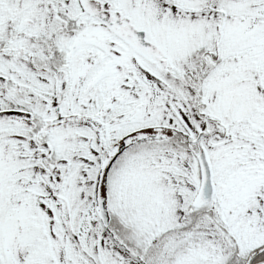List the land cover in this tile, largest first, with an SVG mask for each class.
<instances>
[{
  "label": "snow or ice",
  "instance_id": "obj_1",
  "mask_svg": "<svg viewBox=\"0 0 264 264\" xmlns=\"http://www.w3.org/2000/svg\"><path fill=\"white\" fill-rule=\"evenodd\" d=\"M0 264H264V0H0Z\"/></svg>",
  "mask_w": 264,
  "mask_h": 264
}]
</instances>
